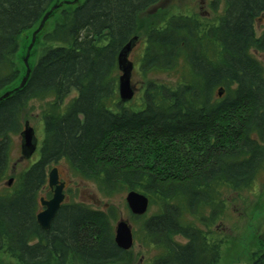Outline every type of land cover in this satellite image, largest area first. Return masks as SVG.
Returning a JSON list of instances; mask_svg holds the SVG:
<instances>
[{"label":"trees","instance_id":"trees-1","mask_svg":"<svg viewBox=\"0 0 264 264\" xmlns=\"http://www.w3.org/2000/svg\"><path fill=\"white\" fill-rule=\"evenodd\" d=\"M56 1L0 0V90L18 82L0 100V182L28 103L53 99L41 113L38 159L0 193V255L16 264L129 263L114 243L113 206L63 204L50 229L39 228L49 168L63 160L105 198L134 191L148 199L156 212L133 217L140 241L158 253L148 264H218L222 189H248L264 167V69L254 57L264 53V27L260 35L255 27L264 0H215L223 4L216 21L175 14L145 30L141 77L176 70L180 59L184 71L174 85L147 80L135 107L119 101L117 56L137 36L139 16L161 0H82L53 10L59 19L36 34L37 59L14 90L26 74L15 60L19 39ZM249 264H264V245Z\"/></svg>","mask_w":264,"mask_h":264},{"label":"rangeland","instance_id":"rangeland-1","mask_svg":"<svg viewBox=\"0 0 264 264\" xmlns=\"http://www.w3.org/2000/svg\"><path fill=\"white\" fill-rule=\"evenodd\" d=\"M66 1L72 0H57L55 5L60 7L67 6ZM82 1V0H80ZM215 0H161L152 7H149L138 18L139 27L137 33V42L135 47L129 53V61L133 65V71L131 74V85L134 89V97L132 101L125 103L129 107H135L140 105L141 95L144 91V83L150 80L159 84L174 85L181 77V71H184L182 60L178 64L176 70L171 71H157L149 72L146 74V79L141 77L139 73L138 64L142 59V53L144 49V36L145 30L154 23H161L164 18L170 15H188L199 20L216 21L217 17L222 14L223 4L222 2L215 3ZM65 2V3H64ZM70 5V4H69ZM66 9V7L64 8ZM49 18V19H48ZM47 23L44 26V31L51 28L55 19H59V14L54 13L51 17L48 16ZM40 25V24H39ZM38 24L33 27L28 33L21 35L19 39V50L15 56V60L21 69L23 74L26 71L23 58L26 54L28 43L31 39L33 31L39 26ZM255 27L257 34H261L264 27V16L256 22ZM38 48V47H37ZM36 46L29 54L28 66L33 67L37 56L38 50ZM254 57L258 62L262 64L264 69V53H254ZM24 78V77H23ZM22 82V81H21ZM16 82L11 87H4L0 90V97L3 96L6 91L17 85ZM77 96V92L73 90L69 96L64 100L63 107L73 98ZM53 99L32 100L28 103L27 109L22 115V128L25 123L34 130V135L37 139L36 152L29 158H24L21 154V138L19 134L11 135V145L9 150V169L6 178L0 182V193L4 191L10 192L11 187H8L7 181L9 179H16V177L27 170L31 164L39 157V149L43 137V123L41 113L46 108L47 103H52ZM57 168L59 179L65 184L64 190V203L80 202L88 205L93 210H105L109 206H113L118 210V221H126L131 227L133 235L134 245L130 249L129 263L128 264H148L150 261L157 257L158 253L154 248L145 247L142 241V234L139 231L140 223L138 219H133L135 216L127 208L126 195L128 193H117L109 198H105L99 190L96 188L95 183L85 180H79L74 177L67 163L63 160L58 161L56 164H51L50 168ZM13 180V181H14ZM48 188L43 189L40 197L47 198ZM223 199L225 200L226 209L221 216V220L217 221L213 228L215 234L220 239L225 240L221 254L219 255L218 264H249L251 262L252 253L260 249L261 245H264V167L258 173V176L253 180L252 185L245 190H239L232 192V190L226 188L222 189ZM148 212L145 216L150 217L156 212V209L150 205L148 206ZM41 208L39 207V211ZM116 223V224H117ZM115 224V227H116ZM114 227V228H115ZM139 239V241H137ZM141 240V241H140ZM0 264H16L6 256L0 255Z\"/></svg>","mask_w":264,"mask_h":264},{"label":"water","instance_id":"water-1","mask_svg":"<svg viewBox=\"0 0 264 264\" xmlns=\"http://www.w3.org/2000/svg\"><path fill=\"white\" fill-rule=\"evenodd\" d=\"M78 1L79 0H73L70 3L76 5ZM58 7L59 6H54L50 10V12L45 14L42 21L40 22L38 29L33 33L31 44L27 49V54L24 59L26 74L22 79V82L20 83L19 87L15 88L14 90L21 88L25 84L30 74V69L27 61L29 58L30 51L35 42V36L43 28L49 14ZM136 41L137 37H133L131 41L124 45V47L121 49L120 53L117 56V68L120 72V75L117 78V90L119 101L122 104L132 101V98L134 97V89L131 85V74L134 67L129 61L128 55L132 51V48L136 46ZM9 93L10 92H7L3 96H1L0 100L7 97ZM222 94L223 91L219 90L217 96L221 98ZM20 138L21 154L24 156V158L31 157L36 150L37 140L34 135V130L29 126L28 123L24 124V127L20 132ZM12 182L13 180L9 179L6 185L10 186ZM48 187L53 192L52 198L46 201L43 200V198L40 200L41 206L44 208V210L36 216V222L39 228L43 231H47L50 229L51 223L54 220L64 200V184L59 182L58 170L56 168H53L48 174ZM125 199L128 210H130L134 216L140 217L148 211V199L146 197H143V195H141L140 193L138 194L134 191H130L126 195ZM114 232V242L116 243L118 248L123 251H128L133 242V235L131 232L130 225H128L126 221L120 219L116 224Z\"/></svg>","mask_w":264,"mask_h":264},{"label":"bare ground","instance_id":"bare-ground-1","mask_svg":"<svg viewBox=\"0 0 264 264\" xmlns=\"http://www.w3.org/2000/svg\"><path fill=\"white\" fill-rule=\"evenodd\" d=\"M82 1H79V2H77V4L78 3H81ZM120 75V72H119V70H118V76ZM164 85H166V84H164ZM167 85H170V84H167ZM128 192H130V191H128ZM142 195V194H141ZM143 197H145L144 195H143ZM148 206H149V204H148ZM147 213V212H146ZM146 213L144 214V215H146ZM134 216V215H133ZM135 217H137V216H135ZM122 219V218H121ZM124 221V220H123ZM224 242H225V240H224ZM224 242H223V244H224ZM115 243V242H114ZM133 245H134V242H132V245L130 246V248L128 249V252L130 251V249L133 247ZM118 247V246H117ZM119 249V248H118Z\"/></svg>","mask_w":264,"mask_h":264},{"label":"flooded vegetation","instance_id":"flooded-vegetation-1","mask_svg":"<svg viewBox=\"0 0 264 264\" xmlns=\"http://www.w3.org/2000/svg\"><path fill=\"white\" fill-rule=\"evenodd\" d=\"M65 188H66V187H64V190H65ZM48 191H49V192L51 193V195H52V192H51L50 190H48ZM40 208H41V207H40ZM42 210H43V209L41 208V211H42Z\"/></svg>","mask_w":264,"mask_h":264}]
</instances>
